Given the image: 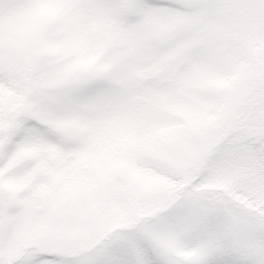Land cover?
<instances>
[{
    "label": "snow or ice",
    "instance_id": "6c2138e0",
    "mask_svg": "<svg viewBox=\"0 0 264 264\" xmlns=\"http://www.w3.org/2000/svg\"><path fill=\"white\" fill-rule=\"evenodd\" d=\"M0 264H264V0H0Z\"/></svg>",
    "mask_w": 264,
    "mask_h": 264
}]
</instances>
